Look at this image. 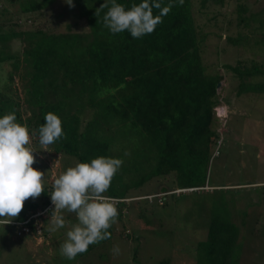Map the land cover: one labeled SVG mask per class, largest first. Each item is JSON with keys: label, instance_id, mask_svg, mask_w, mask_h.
Listing matches in <instances>:
<instances>
[{"label": "trees", "instance_id": "1", "mask_svg": "<svg viewBox=\"0 0 264 264\" xmlns=\"http://www.w3.org/2000/svg\"><path fill=\"white\" fill-rule=\"evenodd\" d=\"M71 1V11L81 12L87 30L73 31L72 24H67L65 31L48 25L36 27L31 16L50 13L57 0H5L7 5L0 0V69L3 64L9 66L3 77L0 73V117L14 112L16 122L26 125L30 137L39 142L38 129L51 112L61 119L65 134L50 145L55 154L79 163H90L97 157L123 160L104 193L119 213L117 222L108 229L110 238L90 245L74 259L96 255L101 264H111L112 246L121 249L119 241L128 238L122 231L114 239L117 224L125 229L122 218L131 228H152L157 233L164 226L159 215L167 217V208L176 212L175 205H168V196L218 187H209L206 181L222 136L216 109L229 102L218 92L223 75L210 72L204 64L209 37L194 15H206L210 6L223 7L225 0H184L183 5L179 0H160L162 7L169 3L173 7L151 34L139 39L127 31L112 34L104 26L108 9L99 15L96 11L106 0ZM141 2L117 0L126 9ZM159 11L154 8L153 14ZM248 11L246 4L238 5L241 31L227 37V42L243 47L252 56L223 65L237 81L236 97L264 94V4L257 13ZM15 42L19 51L13 49ZM16 79L22 83L19 87ZM262 119L264 123V113ZM147 184L166 190L130 196ZM53 190L51 186L43 192L48 209L52 208ZM234 203L241 207L237 200H232L230 207L225 201L212 203L208 215L196 226L201 229L199 234L193 223L185 234L179 231V224L167 226L163 246L169 253L159 256L156 252L152 264H237V245L240 240L248 241L244 228L231 219L241 210L235 209ZM27 208L33 211L28 213L30 217L43 212L36 211V206ZM27 216L23 209L15 222L23 223ZM64 219L71 225L78 223L75 213L68 212ZM26 226L35 231L32 220ZM49 228L41 231L51 239ZM250 235L254 240L258 237L256 231ZM253 239L249 241L252 245ZM142 243L134 245L131 256L126 248L129 264H146ZM249 248L264 256L263 249Z\"/></svg>", "mask_w": 264, "mask_h": 264}, {"label": "rangeland", "instance_id": "2", "mask_svg": "<svg viewBox=\"0 0 264 264\" xmlns=\"http://www.w3.org/2000/svg\"><path fill=\"white\" fill-rule=\"evenodd\" d=\"M3 1L5 2V0ZM6 3L4 5H7ZM243 3L249 8L248 12L257 13L263 6L264 0H225L223 7L210 6L206 9V15H194L196 23L201 26V31L209 37L206 41L208 53L203 54L204 64L208 65L210 72L217 71L220 75H223L224 78L218 92H221V97L229 102L216 109L222 136L221 143L214 152L213 163L209 166L206 181L209 187L218 186L213 187V190L224 187V191L216 190L213 192V190L208 189L181 197L168 196V205H175L176 212H168L169 209L167 208V217L163 214L159 215L161 218L160 223L163 222L164 226H160L161 228L158 229L159 232L157 233L152 228H131L127 225L126 218H122L121 222L125 224V229L122 230L120 225L117 224L114 231L116 238L114 239L117 240L116 235L120 236L123 233L122 231L125 232L123 234L128 235V238H126V241H119L118 245H121V249L118 253L113 252L112 260L114 263L112 261L111 264H129L126 257V248L130 250L129 256H131L132 248L137 243L140 244L141 241H143V255H147L146 258L144 257L146 264H152L157 259L156 252L159 256L168 255L169 253L168 247L163 246V236L167 234V226L173 224V222L176 225L179 224V231L185 234L186 230H191L192 225L196 228L200 224L202 216L208 215L212 203L225 201L230 207L232 200L241 203V207H238L235 203L233 204L235 209L241 210L232 214L231 219L235 224L237 223L244 228L243 233L248 241L246 243L240 240L237 245V264H264L262 253L257 255V253H254L255 249L249 248L255 247L258 251L259 249L264 250V123L262 119L264 94L250 95L246 93L236 97L237 81H235L233 75L223 68L224 64L234 65L235 59L237 61L238 57L243 59L245 56L248 58L252 56L243 47H234L227 42V37L234 36L237 31H241L237 24L236 13L238 5ZM72 5H74L72 1L69 5L68 0H57L54 9L50 13L46 11L42 12L41 15L31 17L34 18L36 27L48 25L49 28H54L56 31H65L66 25L72 24L73 31L87 30L83 15L77 10L71 11L72 7L70 6ZM250 25H252V22H250ZM28 28L30 27L28 26ZM242 30L244 33L247 31ZM13 49L20 50L18 42L14 43ZM3 65L0 69L1 77L9 70L7 64ZM21 84L16 79V87ZM27 147L35 152L33 155L36 162L32 167L44 173V191H48V187L54 186V180L67 168L74 167L79 163L74 158H66L55 154L50 145L45 151L40 143L34 142L32 138ZM161 188L163 187L158 186V184H147L138 190L132 191L130 196L140 197L144 194L154 193L161 190ZM166 188L168 190L172 189L168 184H166ZM214 200L217 202H214ZM46 202L43 193L38 198H29L24 202L23 209L28 215L25 222L17 224L15 222L16 217L10 224L0 225V264H101L96 255L74 261L61 255L60 248L67 239V232L73 226L71 224L66 223L65 227L51 232L49 236L51 239H48L47 235L43 236L44 233L41 229L44 227L48 232V227H52L51 211L54 209L52 203L50 205L52 208L48 209ZM26 206H36V211L43 210V212L36 213L38 217H36V214L30 217L29 214L33 211ZM123 212L125 213L124 210ZM61 214H64L63 217H65L68 212L64 210ZM186 218H189V221H186ZM29 220L33 221L34 232L26 226ZM196 230L197 234L201 231L199 227ZM251 231L257 232L258 237L255 240L250 235ZM159 236L162 238L161 242ZM250 239L254 240V245L249 243ZM186 243L187 241L183 242L182 245ZM113 248L112 246V251ZM138 256H140L139 252ZM190 260L189 256L187 262H190Z\"/></svg>", "mask_w": 264, "mask_h": 264}, {"label": "clouds", "instance_id": "3", "mask_svg": "<svg viewBox=\"0 0 264 264\" xmlns=\"http://www.w3.org/2000/svg\"><path fill=\"white\" fill-rule=\"evenodd\" d=\"M68 3L71 5V0ZM183 3L184 0H179L180 5ZM172 7L171 3L162 7L160 0H142L126 9L117 0H106L96 15L107 8L103 24L112 34L127 31L132 38L139 39L151 34ZM154 8L160 10L158 15L153 14ZM44 121L38 134L40 145L47 151L49 145L65 134L56 114L47 113ZM30 143L27 126L16 122L14 112L0 117V225L10 224L23 210L26 200L38 198L44 192V173L32 167L36 160L35 152L27 147ZM122 164L120 158L97 157L90 163L80 162L67 168L54 180V190L50 194L54 209L49 231L65 227L66 221L61 214L64 210L75 213L78 220L67 232V239L60 248L61 255L68 260L85 253L90 245L110 238L108 229L117 222L119 213L115 202L104 193ZM113 252L118 253L119 249L113 248Z\"/></svg>", "mask_w": 264, "mask_h": 264}, {"label": "water", "instance_id": "4", "mask_svg": "<svg viewBox=\"0 0 264 264\" xmlns=\"http://www.w3.org/2000/svg\"><path fill=\"white\" fill-rule=\"evenodd\" d=\"M220 85H221V83H219L217 86L220 87ZM165 190H166L165 188H162L161 192L163 193V192H165Z\"/></svg>", "mask_w": 264, "mask_h": 264}, {"label": "built area", "instance_id": "5", "mask_svg": "<svg viewBox=\"0 0 264 264\" xmlns=\"http://www.w3.org/2000/svg\"><path fill=\"white\" fill-rule=\"evenodd\" d=\"M164 199V198H163Z\"/></svg>", "mask_w": 264, "mask_h": 264}]
</instances>
